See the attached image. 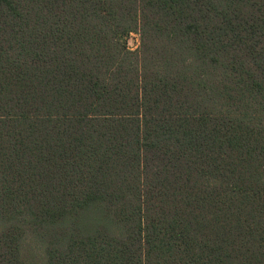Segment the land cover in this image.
Returning a JSON list of instances; mask_svg holds the SVG:
<instances>
[{"label": "trees", "instance_id": "1", "mask_svg": "<svg viewBox=\"0 0 264 264\" xmlns=\"http://www.w3.org/2000/svg\"><path fill=\"white\" fill-rule=\"evenodd\" d=\"M0 264H264V0H0Z\"/></svg>", "mask_w": 264, "mask_h": 264}, {"label": "rangeland", "instance_id": "2", "mask_svg": "<svg viewBox=\"0 0 264 264\" xmlns=\"http://www.w3.org/2000/svg\"><path fill=\"white\" fill-rule=\"evenodd\" d=\"M141 43V37L139 33H132L128 37V45L132 50L139 48Z\"/></svg>", "mask_w": 264, "mask_h": 264}]
</instances>
